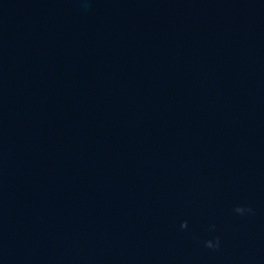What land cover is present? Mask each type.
Segmentation results:
<instances>
[{
    "label": "water",
    "instance_id": "95a60500",
    "mask_svg": "<svg viewBox=\"0 0 264 264\" xmlns=\"http://www.w3.org/2000/svg\"><path fill=\"white\" fill-rule=\"evenodd\" d=\"M0 264H264V0H0Z\"/></svg>",
    "mask_w": 264,
    "mask_h": 264
}]
</instances>
